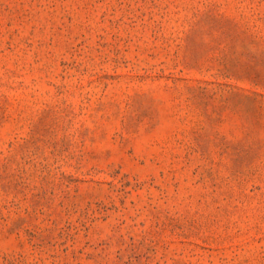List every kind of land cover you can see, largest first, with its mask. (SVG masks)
I'll return each mask as SVG.
<instances>
[{
	"label": "rangeland",
	"instance_id": "374dc122",
	"mask_svg": "<svg viewBox=\"0 0 264 264\" xmlns=\"http://www.w3.org/2000/svg\"><path fill=\"white\" fill-rule=\"evenodd\" d=\"M0 264H264V0H0Z\"/></svg>",
	"mask_w": 264,
	"mask_h": 264
}]
</instances>
